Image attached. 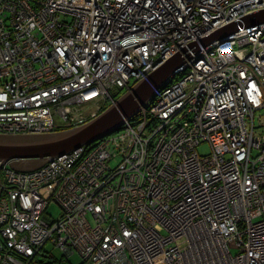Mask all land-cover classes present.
Wrapping results in <instances>:
<instances>
[{
    "label": "built area",
    "instance_id": "built-area-1",
    "mask_svg": "<svg viewBox=\"0 0 264 264\" xmlns=\"http://www.w3.org/2000/svg\"><path fill=\"white\" fill-rule=\"evenodd\" d=\"M262 10L0 0V135L81 126L181 62L110 135L33 170L0 162V264H264V22L245 24Z\"/></svg>",
    "mask_w": 264,
    "mask_h": 264
},
{
    "label": "water",
    "instance_id": "water-1",
    "mask_svg": "<svg viewBox=\"0 0 264 264\" xmlns=\"http://www.w3.org/2000/svg\"><path fill=\"white\" fill-rule=\"evenodd\" d=\"M264 22V10L245 19L247 26ZM237 26H234L236 29ZM178 56L173 57L145 80L124 94L116 103L93 120L71 129L55 133L33 135H0V162L9 163L21 170H33L49 158H55L82 146L88 145L121 128L124 117L138 112L137 100L146 102L152 97L154 88L173 75L180 65ZM26 165L21 168L20 165ZM31 165V168L27 165Z\"/></svg>",
    "mask_w": 264,
    "mask_h": 264
},
{
    "label": "rangeland",
    "instance_id": "rangeland-1",
    "mask_svg": "<svg viewBox=\"0 0 264 264\" xmlns=\"http://www.w3.org/2000/svg\"><path fill=\"white\" fill-rule=\"evenodd\" d=\"M264 113L263 110L257 112L256 114V123H258V116L260 114ZM210 149V146L207 142H203L202 144L199 145L198 147V150L201 154H205L209 151ZM31 168V165H27ZM21 168H26V165L22 164L20 165ZM48 212L56 219L60 216L61 214V209L59 207L58 204L56 203H51L50 206L48 207ZM229 247H230V251L233 253V254H236L239 252L240 248L239 246L237 245V243L232 240L229 242ZM47 249L51 250L52 251V254L60 259L61 257H66V255H64L63 251L59 248H55L53 247L51 244H47L46 246ZM40 259H42L41 257H39ZM69 260L72 262V264H79L80 262V257L78 255H72L69 257ZM54 264H59L58 262H55Z\"/></svg>",
    "mask_w": 264,
    "mask_h": 264
}]
</instances>
